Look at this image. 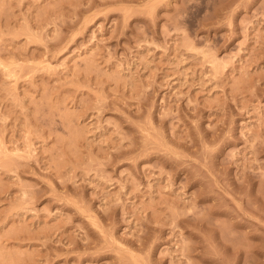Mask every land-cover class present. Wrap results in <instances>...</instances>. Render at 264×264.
<instances>
[{
	"label": "rangeland",
	"instance_id": "rangeland-1",
	"mask_svg": "<svg viewBox=\"0 0 264 264\" xmlns=\"http://www.w3.org/2000/svg\"><path fill=\"white\" fill-rule=\"evenodd\" d=\"M0 264H264V0H0Z\"/></svg>",
	"mask_w": 264,
	"mask_h": 264
}]
</instances>
